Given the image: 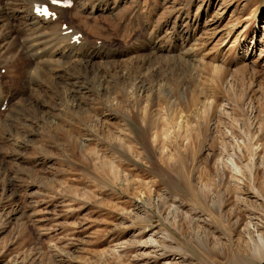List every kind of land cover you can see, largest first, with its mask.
Returning a JSON list of instances; mask_svg holds the SVG:
<instances>
[{"label":"rangeland","instance_id":"obj_1","mask_svg":"<svg viewBox=\"0 0 264 264\" xmlns=\"http://www.w3.org/2000/svg\"><path fill=\"white\" fill-rule=\"evenodd\" d=\"M73 6L59 23L104 51L61 60L26 36L52 61L31 83L25 34L0 21V264L249 259L264 238V0Z\"/></svg>","mask_w":264,"mask_h":264},{"label":"bare ground","instance_id":"obj_2","mask_svg":"<svg viewBox=\"0 0 264 264\" xmlns=\"http://www.w3.org/2000/svg\"><path fill=\"white\" fill-rule=\"evenodd\" d=\"M11 0H6V3L5 5H3L1 2H0V21L3 22L4 19H3V16L5 17V19L9 21V17H11V21H12V24H15L17 25L16 27L18 28V32H14V36L16 34L18 35H22L21 33L25 34V37H23L21 43H20V46H21V50L19 48L20 51L24 52V53H21V54H26L27 57L30 59V63H28V65L30 66L29 67V71L26 75V77H28V82L31 83V80H32V77L34 75V78L36 77V75L38 74L37 73V68H36V64H37V56L38 54H36L37 52V49L34 48L31 44H30V40L28 41L26 38L27 37H31L33 39H36L38 41H41V39H46V41L48 40L49 44H51V49H52V46H55L53 47V49L55 48V50L57 51V53H59V56H62L60 59L62 60L63 56L65 57L64 59L68 60L70 59L71 55L74 53L73 51L77 49V55H80L82 54L84 56V60L85 59H88V58H85V57H89L90 55H92L93 53H101L104 51V49L102 50H96L94 49L91 45V47H89V45L87 46V48L85 46H81L84 38L82 37L81 38V42L80 44L78 45L76 43V41H74V35L78 34L80 32L79 28L76 27V25H68L66 28L63 27V23H59L58 21V18L60 19L61 15L63 14V12L65 11L64 8H56L57 10V16L52 19V17H48L46 18L45 16H39L38 13H35V6L40 3V4H49L51 0H13V1H16L18 2L19 6L17 8H15L16 4L14 5L15 7H13V5H11ZM73 3H72V8L74 7L73 5L76 4L77 0H72ZM2 4V5H1ZM4 6H6L8 8V11L7 13L4 12L5 8ZM67 10V9H66ZM7 15V16H6ZM10 23V22H9ZM9 26V24H8ZM70 30V32H69ZM9 32V31H8ZM7 32V33H8ZM6 33V32H5ZM7 35V34H6ZM9 35V34H8ZM2 36V35H0ZM23 36V35H22ZM4 37V36H3ZM11 37V36H10ZM13 37V35H12ZM17 38V37H16ZM29 38V39H31ZM3 39V38H1ZM18 39V38H17ZM14 40V38H13ZM32 40V39H31ZM40 42V43H41ZM55 42V43H54ZM33 43V42H32ZM23 44V45H22ZM34 44V43H33ZM86 44V43H85ZM84 44V45H85ZM93 45V44H92ZM49 48H50V45H48ZM45 47V45H44ZM89 47V49H88ZM1 48V47H0ZM43 48V47H42ZM44 49V48H43ZM42 49V50H43ZM36 50V51H35ZM45 52L47 50V48L44 49ZM48 51V50H47ZM54 51V50H53ZM43 53V51H41ZM51 52V51H50ZM3 53V52H1ZM47 53V52H46ZM46 53L44 55H46ZM56 53V54H57ZM69 53V54H67ZM54 54V53H53ZM75 54V53H74ZM39 58H43L41 57L42 54L40 53L39 54ZM43 55V56H44ZM52 55V54H51ZM69 55V56H68ZM49 56V55H48ZM55 56V55H54ZM67 56V57H66ZM94 56V54H93ZM97 56V55H96ZM172 56V55H171ZM182 56V55H181ZM26 57V58H27ZM137 57V56H136ZM12 58V57H11ZM46 58V57H45ZM53 58V57H52ZM93 58V57H92ZM171 58V57H169ZM13 59V58H12ZM44 59V58H43ZM91 59V58H90ZM172 59V58H171ZM41 59H39L40 61ZM54 60V59H53ZM56 60V59H55ZM80 60V59H79ZM38 61V62H39ZM4 62V61H3ZM42 62V64H49V63H52V61L49 59V60H43V61H40ZM78 62V61H77ZM82 63H84L82 60H81ZM87 62H89L87 60ZM86 62V63H87ZM56 63V61H55ZM59 63V62H57ZM41 64V63H40ZM60 64V63H59ZM39 65V64H38ZM80 65V64H79ZM53 66V65H52ZM40 67V66H38ZM48 67V66H47ZM86 67V66H85ZM35 68H36V72H35ZM35 72V73H34ZM68 72V71H67ZM67 75V74H66ZM48 76V75H47ZM70 76V75H69ZM68 79V78H67ZM37 81V79H36ZM63 81V80H62ZM95 81V80H94ZM74 84V83H73ZM77 84V83H76ZM140 84V83H138ZM137 84V85H138ZM141 85V84H140ZM76 86V85H75ZM136 86V85H135ZM72 88V87H71ZM137 88V87H136ZM139 88V87H138ZM73 89V88H72ZM80 89V88H79ZM78 89V90H79ZM140 89V88H139ZM138 89V90H139ZM69 90V89H68ZM74 90H77V88L75 87ZM142 90L144 91L143 87H142ZM72 91V90H70ZM69 91V92H70ZM1 92V91H0ZM73 92V91H72ZM76 92V91H74ZM72 94V93H71ZM76 94V93H75ZM65 95V94H63ZM78 95V94H77ZM69 96V95H68ZM71 96V95H70ZM66 97V96H65ZM7 97L6 95H4V97L1 98L0 100V107L3 106L5 104V102L3 100H5ZM39 99V98H38ZM73 99V97L71 98ZM75 101V100H74ZM71 106H73V100H71V102H69ZM8 104V103H7ZM22 104V103H21ZM20 104V105H21ZM19 105V106H20ZM8 106V105H7ZM21 107V106H20ZM16 109V108H15ZM14 109V110H15ZM18 110V109H17ZM72 111V110H71ZM76 113V112H75ZM77 113H80V112H77ZM10 114V113H9ZM112 115V114H111ZM86 116V115H85ZM84 116V117H85ZM55 121V120H54ZM260 137V136H259ZM7 140V139H5ZM21 146V145H20ZM131 151L133 152H136V150H134V148H130ZM117 163V162H116ZM115 161H111L110 162V170L114 167H115ZM256 178V177H255ZM253 238V237H252ZM252 240V239H251ZM253 247H252V252H251V255L249 256V259H235L233 261H227V263L225 264H252L254 263L255 261H258V260H262L264 259V238L256 233L255 234V238L253 239Z\"/></svg>","mask_w":264,"mask_h":264},{"label":"snow or ice","instance_id":"obj_3","mask_svg":"<svg viewBox=\"0 0 264 264\" xmlns=\"http://www.w3.org/2000/svg\"><path fill=\"white\" fill-rule=\"evenodd\" d=\"M51 3L52 4H57V3H59V0H51Z\"/></svg>","mask_w":264,"mask_h":264},{"label":"water","instance_id":"obj_4","mask_svg":"<svg viewBox=\"0 0 264 264\" xmlns=\"http://www.w3.org/2000/svg\"><path fill=\"white\" fill-rule=\"evenodd\" d=\"M262 264H264V263H262Z\"/></svg>","mask_w":264,"mask_h":264}]
</instances>
